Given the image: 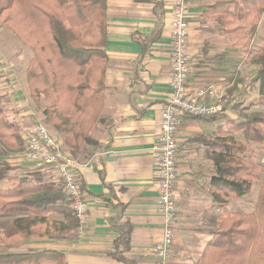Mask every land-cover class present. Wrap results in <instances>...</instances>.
<instances>
[{
  "label": "crops",
  "instance_id": "0c3cea01",
  "mask_svg": "<svg viewBox=\"0 0 264 264\" xmlns=\"http://www.w3.org/2000/svg\"><path fill=\"white\" fill-rule=\"evenodd\" d=\"M174 1L107 0L104 106L90 134L95 144L77 154V173L89 207L85 232L51 239H18V232L5 233L16 220L32 214H0V234L8 240L0 243V255L50 250L64 254L67 264H157L155 247L162 240L164 220L157 209L159 169L152 151L160 137V119L171 93L173 36L165 23L171 18ZM186 1L190 25L188 87L191 92L215 87L228 97L227 106L233 108L243 86L242 72L250 67L247 61L251 51L234 46L221 35L218 22L206 18L204 12L218 2L239 0ZM262 29L264 15L258 31ZM24 93L17 87L14 100L21 103ZM227 122L218 116L186 117L179 126V211L170 264H197L226 212L240 211L241 199L220 208L209 191L215 170L204 139L224 136ZM0 161L15 167L11 175L25 177L35 170L21 153L4 155L0 151ZM46 172L52 182L59 183L55 174ZM10 186L8 181L0 183V188ZM54 219L62 220L60 216ZM114 221L131 227L130 249L123 255L127 263L112 256L118 238Z\"/></svg>",
  "mask_w": 264,
  "mask_h": 264
},
{
  "label": "trees",
  "instance_id": "16d2710c",
  "mask_svg": "<svg viewBox=\"0 0 264 264\" xmlns=\"http://www.w3.org/2000/svg\"><path fill=\"white\" fill-rule=\"evenodd\" d=\"M263 15L264 0L218 2L204 12L206 18L218 22L222 36L242 49L251 47ZM0 25L33 50L27 69L30 95L35 100L44 97L42 113L69 152L75 155L83 145L95 144L90 132L104 106L108 62L107 0H0ZM253 61L258 69L250 83L258 86L264 97V37ZM259 103L264 105V101L253 103L244 111ZM229 122L231 134L208 142L215 170L210 180L213 200L222 208L249 195L254 181L261 179L262 187L255 212L227 214L212 232L197 264H264V166L254 163L248 152L250 144L264 145V114ZM0 144L4 155L22 153L25 145L2 112ZM14 170L8 162L0 161V183L12 184L0 188V214L19 211L32 216L16 220L5 236L12 231L19 233L18 239H51L77 232L79 223L61 182H52L45 169H35L21 178L11 175ZM50 214L62 220L52 219ZM113 228L118 238L112 256L126 262L123 255L130 249L131 227L114 221ZM0 243H8L1 234ZM0 264H67V260L64 254L49 250L0 255Z\"/></svg>",
  "mask_w": 264,
  "mask_h": 264
},
{
  "label": "built area",
  "instance_id": "2783aa9c",
  "mask_svg": "<svg viewBox=\"0 0 264 264\" xmlns=\"http://www.w3.org/2000/svg\"><path fill=\"white\" fill-rule=\"evenodd\" d=\"M189 7L186 0H175L171 18L165 23L172 32L171 93L160 119V137L152 151L159 169L157 209L164 220L162 240L155 247L157 264H170L174 253L175 225L178 215L176 184L179 178L177 140L179 126L186 117L211 118L224 109L222 92L215 87L190 91ZM23 158L35 169L55 174L78 220L77 231L88 227L89 207L77 173L78 163L49 129L37 124L27 130Z\"/></svg>",
  "mask_w": 264,
  "mask_h": 264
},
{
  "label": "rangeland",
  "instance_id": "374dc122",
  "mask_svg": "<svg viewBox=\"0 0 264 264\" xmlns=\"http://www.w3.org/2000/svg\"><path fill=\"white\" fill-rule=\"evenodd\" d=\"M256 36L257 37L255 43H252L251 47L248 48L251 51L250 58L248 57L247 61L250 63V67H248V69L246 68L242 72L244 73V76H242L240 79V82L243 85L241 92L235 99L233 108L231 106H227L228 101L226 99L228 97H225V101L223 102V112L220 114V116H218L221 121L227 122L230 118L234 119L235 121H243L246 116H252L256 113L264 114V105L260 103L252 109L244 111V109L247 108L250 104L264 101V97H262L259 93L258 86L252 85V83H250L251 79L255 76L258 69L253 61V58L262 47L264 29L260 31L257 30ZM33 58V50L29 46L24 45L11 29L0 25V112H2V117L4 118V120H7L10 124L14 125L16 129H18L19 134L24 138V140L29 128L37 124H42L46 126L49 131L61 141L64 149L68 153H70L65 146L59 132L51 124L48 123L42 113V108L45 106L44 97L35 100L32 99L30 95L27 69L29 68L31 60ZM14 85H17L18 88L22 89L25 92V97H21V103H18L17 100H14L13 94L17 88L16 86L14 87ZM245 85L246 87H244ZM226 125L227 129L225 133L231 134L229 127L230 122H227ZM90 137L93 139L91 135ZM235 138L240 140L241 136L235 134ZM204 140L206 141V143H211L213 141V138H207ZM86 146H88V144L83 145L82 149H84ZM82 149L80 151H82ZM0 151H2L1 144ZM248 152L251 156V160L254 163H258L264 166V145L250 144L248 147ZM78 153H76L75 155H72L71 153L70 154L75 160L80 161L78 159L79 157L77 156ZM12 176L21 178L15 175ZM259 176L260 178H262V175ZM261 185V179L254 181L250 194L242 198L238 205V208L240 210L239 213L249 214L248 211H250L251 213L255 212L262 187ZM209 191L210 193H212L210 184ZM226 213L229 214L228 211ZM49 217L54 219L57 218L58 215L50 214Z\"/></svg>",
  "mask_w": 264,
  "mask_h": 264
}]
</instances>
